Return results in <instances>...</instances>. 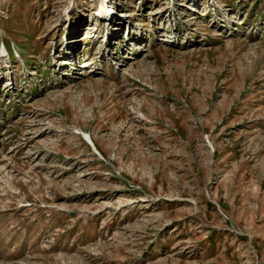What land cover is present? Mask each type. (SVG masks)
I'll return each mask as SVG.
<instances>
[{
	"label": "rangeland",
	"instance_id": "rangeland-1",
	"mask_svg": "<svg viewBox=\"0 0 264 264\" xmlns=\"http://www.w3.org/2000/svg\"><path fill=\"white\" fill-rule=\"evenodd\" d=\"M109 2L0 0V264H264V0Z\"/></svg>",
	"mask_w": 264,
	"mask_h": 264
},
{
	"label": "bare ground",
	"instance_id": "bare-ground-1",
	"mask_svg": "<svg viewBox=\"0 0 264 264\" xmlns=\"http://www.w3.org/2000/svg\"><path fill=\"white\" fill-rule=\"evenodd\" d=\"M99 1H100V0H99ZM99 7H100V6H99ZM93 13H94V11H93ZM100 13H102V10H100ZM100 13H99V16H100ZM104 13H105V12H104ZM104 13H103V14H104ZM108 14H109V12L107 11V12L105 13L104 16L106 17ZM92 28L94 29V25L92 26Z\"/></svg>",
	"mask_w": 264,
	"mask_h": 264
}]
</instances>
